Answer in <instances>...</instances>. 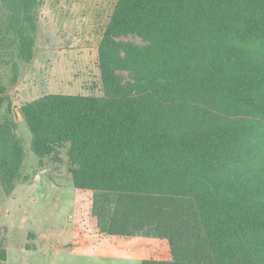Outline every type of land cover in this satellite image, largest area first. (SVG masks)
<instances>
[{"label":"trees","instance_id":"obj_1","mask_svg":"<svg viewBox=\"0 0 264 264\" xmlns=\"http://www.w3.org/2000/svg\"><path fill=\"white\" fill-rule=\"evenodd\" d=\"M42 4L0 0L4 190L27 181L29 151L65 149L97 232L165 243L142 264H264V0H118L99 47L104 95L13 107ZM129 35L142 43L118 39Z\"/></svg>","mask_w":264,"mask_h":264},{"label":"rangeland","instance_id":"obj_2","mask_svg":"<svg viewBox=\"0 0 264 264\" xmlns=\"http://www.w3.org/2000/svg\"><path fill=\"white\" fill-rule=\"evenodd\" d=\"M117 1L43 0L35 57L20 64L7 92L13 107L50 93L104 95L99 47ZM118 39L142 43L136 35ZM118 74L130 80L128 71ZM16 122L29 149L27 125ZM23 173L27 181L10 194L0 181V247L7 250L0 264H142L164 249L156 237L97 232L93 192L75 186L67 150L44 159L29 151Z\"/></svg>","mask_w":264,"mask_h":264}]
</instances>
